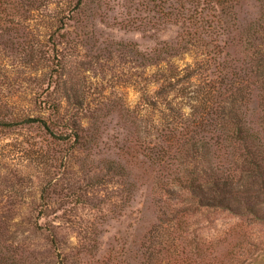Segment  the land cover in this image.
<instances>
[{
	"label": "rangeland",
	"instance_id": "374dc122",
	"mask_svg": "<svg viewBox=\"0 0 264 264\" xmlns=\"http://www.w3.org/2000/svg\"><path fill=\"white\" fill-rule=\"evenodd\" d=\"M213 1L97 0L99 17L83 38H75L77 27L72 23L54 21L66 0H50V4L49 0H39L40 6L32 12L24 4L19 6L23 5L25 12L8 8L4 15L0 10V112L16 117L38 115L32 78L34 71L39 75L48 62L39 59L36 50L47 33L68 29L69 40L60 49L64 68L55 97H81L88 109L104 111L117 101L121 113L125 105L131 107L138 119L142 118L137 123L147 127L153 119L158 125L170 122L163 115L167 110L143 109L140 58L132 56L125 44H135L141 53L174 44L184 36L191 39L187 45L191 48L231 47L238 44L237 33L250 23L256 24L257 38L264 31V1L236 0L233 12L226 17ZM218 1L225 5L230 0ZM196 37L202 40H193ZM253 43L259 46L262 41ZM173 62L179 67L192 64L193 54ZM196 83L201 84V80ZM103 123L102 140L107 142L106 148L113 147L109 138L124 132L121 127L125 124L114 111ZM68 145L66 140L52 139L35 127L0 129V264H140L142 236L155 217L151 186L144 179L148 172L144 173L135 159L126 157L135 179L132 201L126 202L124 186L116 177L107 175L103 184L95 185L96 178L104 174L97 168L99 156L92 154L85 168L80 155L68 162L61 160ZM106 148L100 150L116 157V148ZM159 170L157 166L162 178L166 170ZM39 209L46 211L45 218H39ZM63 210L68 211L64 219ZM204 215L198 212L189 218L200 236L217 237L238 221L227 212ZM46 223L59 226L54 245ZM247 228L250 240L264 242V224L249 223ZM253 253L259 264H264V248Z\"/></svg>",
	"mask_w": 264,
	"mask_h": 264
},
{
	"label": "trees",
	"instance_id": "16d2710c",
	"mask_svg": "<svg viewBox=\"0 0 264 264\" xmlns=\"http://www.w3.org/2000/svg\"><path fill=\"white\" fill-rule=\"evenodd\" d=\"M96 2L66 0L54 21L76 26L75 38L87 37L86 30L93 29L99 17ZM20 4L30 12L40 6L39 0H0L1 13L6 15L8 8L25 12ZM213 5L226 17L237 1L222 5L214 0ZM255 26L250 23L238 32V44L231 47L191 48L187 46L191 39L184 36L174 44L141 53L135 44H125L132 56L140 58L143 109L168 111L163 115L170 122L158 125L153 119L149 127L137 123L142 118L131 107L125 105L121 113L117 101L104 111L88 109L81 97H55L64 68L60 49L71 32L53 30L36 50V56L48 62L44 67L48 72L38 75L35 70L32 78L38 115L16 117L0 112V129L35 127L52 139L66 140L69 145L61 160L81 157L84 168L92 154L99 156L97 168L104 174L95 185L103 184L107 175L116 177L124 186L126 202L132 201L135 188L126 157L142 164L144 173L148 172L144 179L151 186L155 217L142 236L140 264H259L253 252L263 249L264 242L250 240L247 228L249 223L264 224V31L257 38ZM256 39L262 41L259 46L253 43ZM186 54H193L192 64L179 67L173 62ZM152 85L157 88L151 90ZM177 99L181 100L178 105ZM110 111L128 127L120 126L124 132L109 138L113 147L106 148L103 120ZM101 147L116 148V157ZM157 166L162 170L158 172L166 170L162 178ZM45 193L43 188L41 196ZM38 212L40 219L47 216L44 209ZM63 212L62 219L68 211ZM198 212H227L238 221L217 237L200 236L189 221ZM45 226L54 245L59 226Z\"/></svg>",
	"mask_w": 264,
	"mask_h": 264
}]
</instances>
